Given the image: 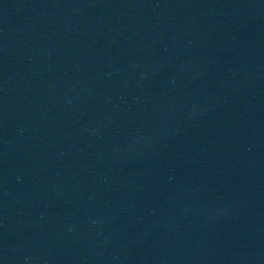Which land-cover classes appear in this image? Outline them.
I'll list each match as a JSON object with an SVG mask.
<instances>
[{
	"label": "water",
	"instance_id": "1",
	"mask_svg": "<svg viewBox=\"0 0 264 264\" xmlns=\"http://www.w3.org/2000/svg\"><path fill=\"white\" fill-rule=\"evenodd\" d=\"M0 264H264V0H0Z\"/></svg>",
	"mask_w": 264,
	"mask_h": 264
}]
</instances>
